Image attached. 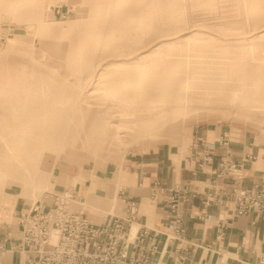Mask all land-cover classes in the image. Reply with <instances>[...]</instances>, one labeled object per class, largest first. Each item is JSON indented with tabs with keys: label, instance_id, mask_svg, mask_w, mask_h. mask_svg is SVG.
Segmentation results:
<instances>
[{
	"label": "rangeland",
	"instance_id": "rangeland-1",
	"mask_svg": "<svg viewBox=\"0 0 264 264\" xmlns=\"http://www.w3.org/2000/svg\"><path fill=\"white\" fill-rule=\"evenodd\" d=\"M141 82L184 93L216 82L218 89L201 93L212 102L197 111L168 113L152 139L121 143L109 128L90 129L92 110H109L106 121L124 125L131 116L115 101ZM263 110L264 0H0V227L19 224L47 191L98 180L105 170L119 176L138 153L187 150L196 130L242 128L264 139ZM87 130L89 140L80 141ZM108 181L106 212L85 202L96 223L122 210V184ZM19 226L16 242L0 243V252L25 264Z\"/></svg>",
	"mask_w": 264,
	"mask_h": 264
},
{
	"label": "crops",
	"instance_id": "crops-1",
	"mask_svg": "<svg viewBox=\"0 0 264 264\" xmlns=\"http://www.w3.org/2000/svg\"><path fill=\"white\" fill-rule=\"evenodd\" d=\"M194 133L187 150L175 151L171 147L160 146L146 153H138L126 159L118 177L114 175L116 170L111 177H108L105 170L103 174L94 175L98 180L94 181L88 176L84 185L78 182L75 188L62 187L47 191L41 200L45 208L50 209L55 203L54 195L68 190L85 198L84 204L89 201L90 208L95 204L106 210L108 205L101 200L112 195L108 180L116 177V181L122 184L118 192L120 205L124 198L135 197L140 202L144 224L173 233L172 229H168L172 214L165 200L169 198L171 190L186 188L196 191L201 195L182 206L185 212L182 245L177 246V242L166 240L165 235L161 236V248H164L161 250V264H251L264 253V220L256 213L248 217H234L232 207H210L203 204L204 194H207L211 186L210 166H198L191 154V146L200 139L219 141L227 133L228 147L219 146L216 158L243 161L244 185L254 186L264 185V139L258 133L242 128L233 132L232 129L216 127L214 130H196ZM204 211L214 216H223L228 221L227 228L220 230L216 219L201 218ZM14 225L0 227V243L9 240L8 244L13 245L16 242L20 226L17 222ZM19 261L20 257L16 253L0 252V264H18Z\"/></svg>",
	"mask_w": 264,
	"mask_h": 264
},
{
	"label": "built area",
	"instance_id": "built-area-1",
	"mask_svg": "<svg viewBox=\"0 0 264 264\" xmlns=\"http://www.w3.org/2000/svg\"><path fill=\"white\" fill-rule=\"evenodd\" d=\"M228 144L229 135L223 134L219 141L199 140L191 146L198 166H210L211 186L203 204L232 207L234 217L256 213L264 220V185H244L243 161L216 158L218 147ZM170 193L165 202L172 214L168 229L173 233L144 225L140 203L134 197L122 201L120 213L109 214L103 222L96 223L86 215L79 195L71 191L56 194L50 209L39 201L21 214L23 238L18 251L25 256V264H159L160 236L180 242L185 223L182 206L201 195L186 188ZM212 217L218 220L220 230L227 228L228 221L223 216ZM256 264H264V253Z\"/></svg>",
	"mask_w": 264,
	"mask_h": 264
},
{
	"label": "bare ground",
	"instance_id": "bare-ground-1",
	"mask_svg": "<svg viewBox=\"0 0 264 264\" xmlns=\"http://www.w3.org/2000/svg\"><path fill=\"white\" fill-rule=\"evenodd\" d=\"M149 84H147V82L146 83L141 82V86H138L137 89L133 91H129L126 94L123 92L121 94H118L122 97L119 98L118 101H115V104L125 105L124 112H126L127 115H129L128 117L131 116L129 119H127V121L125 120L124 125L116 124L109 121L107 122L106 117L110 113L109 110H104L101 112L99 110H92L93 112L92 116L94 115L97 117H94L95 119L94 122H92L90 129L94 128V130L97 131L103 127L109 128L113 132L114 139L120 141L121 143H125L127 137L139 136L142 134L151 136L152 139V137L156 135L159 132V130L164 128L165 124L167 123L166 120L168 113L172 112L176 114L177 112H186L192 110L197 111L198 108L205 106L203 105L204 103L212 102L210 98L205 97L201 93L205 92L209 87L213 89H218V87L216 88L217 82L211 84L210 83L205 84L200 87H195L194 88L195 90H193V92L191 93H184L183 90L180 91V89L177 87L173 89L171 88L165 89L164 87H159V86L156 87V86H152L151 83ZM171 95L176 98L175 101H173V103H171L172 101L169 99L164 100L166 99V97H169ZM233 95L235 97L239 96L240 91L238 89H234ZM63 99L64 98L60 100L62 101ZM135 100L137 102H135ZM154 100H161L159 101L161 102V104L160 105L157 104L153 107H150L152 104L156 102V101L154 102ZM134 103H136L137 105L135 106ZM168 104L169 107H165ZM198 104H202V105L198 106ZM86 119L87 117L83 115L81 117V122L85 124V127H88L89 123L83 122ZM160 122H162V126L159 124ZM129 123L130 125H126ZM104 130L107 131L105 128ZM91 135L92 132H90V130H87L81 134H78L77 136L79 137L80 141H84V140L88 141L89 136ZM9 148H10L9 152L12 153L13 148L11 147ZM0 155L3 156L2 154ZM15 158L17 157L15 156ZM91 206L93 210H97L99 212H106V210L103 209L104 207L95 204H92ZM109 214H111V212H109Z\"/></svg>",
	"mask_w": 264,
	"mask_h": 264
}]
</instances>
